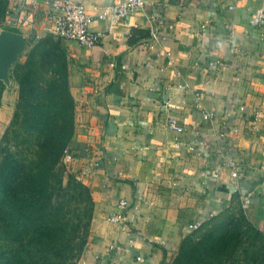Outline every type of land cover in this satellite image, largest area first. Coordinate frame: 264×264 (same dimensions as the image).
Listing matches in <instances>:
<instances>
[{"label":"crops","instance_id":"crops-1","mask_svg":"<svg viewBox=\"0 0 264 264\" xmlns=\"http://www.w3.org/2000/svg\"><path fill=\"white\" fill-rule=\"evenodd\" d=\"M74 1L93 14L94 5L119 0ZM42 2L8 0L5 25L25 38L43 36L50 22ZM262 3L147 0L113 27L94 20L99 38L91 47L64 39L74 99L65 166L94 201L76 264H169L181 239L230 206L235 191L264 228V26L249 23ZM207 111L214 115L204 120ZM198 138L206 146L197 151ZM228 158L239 165L237 179L223 164ZM120 199L128 201V222L110 223Z\"/></svg>","mask_w":264,"mask_h":264},{"label":"trees","instance_id":"trees-1","mask_svg":"<svg viewBox=\"0 0 264 264\" xmlns=\"http://www.w3.org/2000/svg\"><path fill=\"white\" fill-rule=\"evenodd\" d=\"M7 8L0 0V29L18 32L4 23ZM62 39L26 40L9 71L18 96L0 138V264H76L87 244L94 201L63 163L74 99ZM231 200L181 239L170 264H264V228L249 220L239 192Z\"/></svg>","mask_w":264,"mask_h":264},{"label":"built area","instance_id":"built-area-1","mask_svg":"<svg viewBox=\"0 0 264 264\" xmlns=\"http://www.w3.org/2000/svg\"><path fill=\"white\" fill-rule=\"evenodd\" d=\"M147 0H119L112 5H94L93 14L87 12L85 7L74 0H43L42 4L47 7L46 18L50 22L49 33L65 40L75 41L81 46L91 47L98 42V34L90 29V24L94 20L106 21L110 27L119 23L128 15L143 9ZM249 23L252 27L264 26V3H262L253 13ZM151 41L158 40L156 32L150 35ZM212 111L204 112L202 117L209 120L213 117ZM261 116L259 111H254L252 121L257 123ZM168 127L180 133L182 127L174 120L170 119ZM224 137V133L219 134V139ZM193 150H200L206 146L202 138L193 141ZM72 159L68 152H65L63 161ZM223 164L230 170V176L234 179L239 177V165L234 159H224ZM213 177L217 172L212 173ZM128 201L120 199L117 203V211L110 213L107 220L114 224H125L128 222ZM199 223L195 224L196 227Z\"/></svg>","mask_w":264,"mask_h":264},{"label":"water","instance_id":"water-1","mask_svg":"<svg viewBox=\"0 0 264 264\" xmlns=\"http://www.w3.org/2000/svg\"><path fill=\"white\" fill-rule=\"evenodd\" d=\"M27 47L26 38L19 32L0 30V81L10 85L9 71Z\"/></svg>","mask_w":264,"mask_h":264},{"label":"rangeland","instance_id":"rangeland-1","mask_svg":"<svg viewBox=\"0 0 264 264\" xmlns=\"http://www.w3.org/2000/svg\"><path fill=\"white\" fill-rule=\"evenodd\" d=\"M46 32L49 33L48 31ZM36 38H34L33 36H27L26 40L31 44V42H33V40H35ZM62 41H64V39H62ZM17 96V85L14 82L10 81V85L8 87L0 90V138L12 117L15 103L17 101ZM63 163L65 164L64 161ZM234 205L235 206L233 207L235 208L236 204ZM242 207L244 208L243 204ZM192 220L194 219L192 218Z\"/></svg>","mask_w":264,"mask_h":264}]
</instances>
